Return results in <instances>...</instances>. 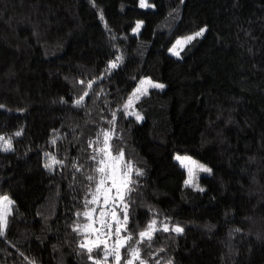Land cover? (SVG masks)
Listing matches in <instances>:
<instances>
[{"label":"trees","instance_id":"1","mask_svg":"<svg viewBox=\"0 0 264 264\" xmlns=\"http://www.w3.org/2000/svg\"><path fill=\"white\" fill-rule=\"evenodd\" d=\"M148 3L0 0V136L12 143L0 150V195L15 202L0 264H94L80 245L95 237L83 213L90 142L104 130L133 165L128 231L138 238L152 219L160 229L139 245L147 264H264V0ZM201 28L181 57L169 53ZM146 78L165 88L135 103L138 121L124 105ZM176 154L211 171L186 186ZM52 157L63 163L45 167Z\"/></svg>","mask_w":264,"mask_h":264},{"label":"snow or ice","instance_id":"2","mask_svg":"<svg viewBox=\"0 0 264 264\" xmlns=\"http://www.w3.org/2000/svg\"><path fill=\"white\" fill-rule=\"evenodd\" d=\"M139 6L141 8L153 7V5H150L147 0H139ZM142 24L143 21H137L136 27L133 28L132 31L134 33L138 32ZM205 31V28H201L195 33L177 38L172 47L169 48V52L172 55L179 57L180 52L184 49V47L196 38L201 37ZM116 59L119 61L121 57H117ZM116 66L117 63L115 61L109 63V69L115 68ZM80 83L83 84L84 82L81 81ZM94 83V81H88L87 87L91 89ZM150 87L162 89L165 86L163 84L155 83L147 78L142 79L137 88L134 89L133 93L128 97L124 108L128 109L131 107L134 100H138L142 95L147 94ZM87 95L88 92L85 91L84 95L80 96L75 103L79 105ZM127 114L135 115L138 121L142 119L138 113ZM113 117L115 118V113H113ZM15 135L19 136L21 135V132H16ZM100 135L104 138L103 147L96 148L95 151L97 154L90 157V159L97 162L95 171L99 173L100 178L95 185V191L92 194V199L88 200L85 204L86 208L90 204L99 206V227L94 226L97 223V219L93 218V214L97 211L96 208L89 209L83 213V215L91 221V223L85 224L83 229L85 231L90 230L97 235L95 240L88 243H82L80 247L87 250L89 253V259H93L94 264H107V260L110 256L114 258L115 264H121V249H125V255L131 257L124 259V264H135L136 261H139V264H147V262L141 258V249L139 245L144 244L146 241H151L154 233L160 229L156 228L157 221L152 219L146 228L138 233V238H135L127 228L129 216L126 211V205L125 210L122 213L123 220L121 221L120 213L117 212L116 207L118 202L122 203L125 200L126 193L132 190L130 185L133 181L131 180L130 171L122 170L121 162L124 157L123 151H120L116 155L112 154L111 145L109 143L111 133L108 130H104ZM0 141H2V143H0V150L10 151L12 149L11 138L5 139L3 136H0ZM53 143H55V140H53ZM95 143H99V137ZM92 144L93 142H90V146H92ZM174 158L179 162L181 167L188 170V179L184 182L186 186L193 184L196 174L195 170L203 172L211 171V169L193 160L190 156H181L177 154ZM55 163L63 162L57 161L55 160V157H52V163L46 164L45 167L52 168ZM123 168L131 169L130 162L124 164ZM136 174L142 175V172L139 169H136ZM88 179L94 180L95 177L89 176ZM199 190L203 191V189ZM89 191H92V189H89ZM14 203L15 202L8 195H0V236L4 235L8 224V215L11 213L10 206ZM77 215L79 216L81 213H77ZM108 217H110L111 223L107 219ZM113 225H115L114 230ZM79 229L80 225H77L74 228V231ZM162 230L169 231L170 229L167 224H163ZM171 230L177 233L183 231V229L178 225L174 226ZM121 233L127 234L121 235ZM112 236H115L116 239L111 249H109L107 238ZM94 250H97V255L102 252L103 255L100 259H94L92 255ZM157 264H159V262H157ZM169 264H171V262H169Z\"/></svg>","mask_w":264,"mask_h":264},{"label":"rangeland","instance_id":"3","mask_svg":"<svg viewBox=\"0 0 264 264\" xmlns=\"http://www.w3.org/2000/svg\"><path fill=\"white\" fill-rule=\"evenodd\" d=\"M147 2H148V0H147ZM143 25V24H142ZM136 27V26H135ZM141 28H142V26H141ZM141 28L138 30V32H136V33H139L140 32V30H141ZM175 43V42H174ZM172 47V46H171ZM185 48V47H184ZM183 51V50H182ZM182 51L180 52V56L179 57H181L182 56ZM170 53V52H169ZM171 54V53H170ZM148 79V78H147ZM151 81H153V82H155V83H159V84H163L164 86H165V84L164 83H162V82H159V81H154V80H152V79H150ZM151 88V87H150ZM165 88V87H164ZM148 91H149V89H148ZM144 95H142L139 99H141L142 97H143ZM138 99V100H139ZM138 100H134V102H133V105L131 106V107H129V110H130V113H138L136 110H133V108H134V106H135V103L138 101ZM139 114V113H138ZM140 115V114H139ZM132 116H135V115H132ZM136 117V116H135ZM103 132V131H102ZM101 132V133H102ZM98 137H99V143H95L96 141H97V139H98ZM96 139H95V141L93 142V145H94V152H93V155H96L97 153H96V151H95V149L96 148H98V147H103V136L102 135H100V136H98ZM110 141H111V135H110V138H109V143H110ZM112 150V149H111ZM119 153V152H118ZM118 153H114L113 151H112V154L113 155H116V154H118ZM177 155V154H176ZM179 155H181V156H190V155H185V154H179ZM190 157H192V156H190ZM192 159L193 160H195V161H197V162H199L200 164H203V165H205L206 167H208L209 169H211V167L209 166V165H207V164H205V163H203V162H201V161H199V160H197V159H195V158H193L192 157ZM128 162H130V161H128L127 160V158H126V156H125V154H124V157H123V161L121 162V166H122V170L123 171H130V175L132 174V171H133V165H132V163L130 162V164H131V169H128V168H123V165L124 164H126V163H128ZM95 163H96V165H95V169H96V167H97V162L95 161ZM187 170V169H186ZM195 172H196V174H195V177H194V180H193V183L195 182V178H197V176L198 175H200L201 173H209V172H203V171H199V170H195ZM187 173H188V170H187ZM94 177H95V179H94V186H93V189H92V191H91V193H90V195H89V197H88V199H87V201L88 200H91L92 199V194H93V192L95 191V185H96V183H97V181L99 180V173H97L96 171H95V174H94ZM127 194H128V192L126 193V196H127ZM11 198V197H10ZM12 199V198H11ZM13 200V199H12ZM125 205H126V211H127V202H126V198H125V200L121 203V202H118V204H117V207H116V210H117V212L118 213H120V219H121V221L123 220L122 219V212L125 210ZM12 206V205H11ZM10 206V207H11ZM92 208H96L97 209V211L93 214V218L94 219H97V223L94 225L95 227H99V223H98V218H99V206L98 205H95V204H90V205H88V208H87V211L89 210V209H92ZM107 219H110V217H108ZM89 223H91V221L89 220ZM110 223H111V219H110ZM87 232H88V230H87ZM93 233V232H92ZM94 238H93V240H95L96 239V233H94ZM87 239V242L86 243H88V242H90L91 241V239L90 238H86ZM89 240V241H88ZM136 264V263H135Z\"/></svg>","mask_w":264,"mask_h":264},{"label":"built area","instance_id":"4","mask_svg":"<svg viewBox=\"0 0 264 264\" xmlns=\"http://www.w3.org/2000/svg\"><path fill=\"white\" fill-rule=\"evenodd\" d=\"M109 220V222H110V219H108Z\"/></svg>","mask_w":264,"mask_h":264}]
</instances>
